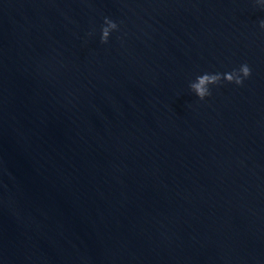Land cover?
Returning a JSON list of instances; mask_svg holds the SVG:
<instances>
[{
  "label": "water",
  "instance_id": "1",
  "mask_svg": "<svg viewBox=\"0 0 264 264\" xmlns=\"http://www.w3.org/2000/svg\"><path fill=\"white\" fill-rule=\"evenodd\" d=\"M262 20L256 0H0V264H264Z\"/></svg>",
  "mask_w": 264,
  "mask_h": 264
},
{
  "label": "clouds",
  "instance_id": "2",
  "mask_svg": "<svg viewBox=\"0 0 264 264\" xmlns=\"http://www.w3.org/2000/svg\"><path fill=\"white\" fill-rule=\"evenodd\" d=\"M256 5L264 9V0H256ZM261 30H264V20L260 22ZM118 30V24L111 19L105 18L104 25L101 29V43H108L111 34ZM251 70L247 64L241 65L238 71H233L231 74H211L205 73L196 77L189 84V89L199 100L203 101L210 97L212 88L222 85L227 77V82L242 85L244 80L250 77Z\"/></svg>",
  "mask_w": 264,
  "mask_h": 264
}]
</instances>
